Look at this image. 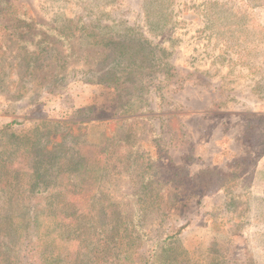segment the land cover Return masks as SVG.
I'll return each mask as SVG.
<instances>
[{
	"label": "rangeland",
	"instance_id": "obj_1",
	"mask_svg": "<svg viewBox=\"0 0 264 264\" xmlns=\"http://www.w3.org/2000/svg\"><path fill=\"white\" fill-rule=\"evenodd\" d=\"M55 69L116 86L50 114ZM223 95L264 111V0H0V264H264V115Z\"/></svg>",
	"mask_w": 264,
	"mask_h": 264
},
{
	"label": "trees",
	"instance_id": "obj_2",
	"mask_svg": "<svg viewBox=\"0 0 264 264\" xmlns=\"http://www.w3.org/2000/svg\"><path fill=\"white\" fill-rule=\"evenodd\" d=\"M130 30L132 28H129ZM90 35H93L92 32L88 33ZM122 53H126V52H122ZM27 72H29V68L27 70ZM30 73L32 74V72L30 71ZM112 72L111 71H107V73L105 74L104 78H101L99 81L97 80V82L94 83H99V84H104L106 86H108L109 88H113L115 89V84L112 83L111 80V75ZM52 78H53V82H50L49 85H45V87L47 88L46 93L50 95H54L56 92H59L62 89H67L69 86H71L72 84H75L76 82H92L89 79H85L84 78V74L79 73V71H74V72H67V73H59V71L57 69H55L52 73ZM35 84L31 85L34 86ZM31 99L33 96H30ZM34 101V100H32ZM15 122H13L14 124ZM3 128L0 127V131ZM43 211H37L34 214V223L37 224V220L43 215L42 214ZM92 212L91 211H86V210H79L78 208H76L75 206L73 207H69V208H65L62 211H55L52 215V217L54 216V218L57 220V222L59 224H61V227L65 228V233H67L66 235V241L65 242H72V241H79L77 240L79 237L78 235V230H79V226L82 224V219L89 217L90 214ZM36 227V225L34 226ZM21 227H15V236L16 239L19 240L21 237ZM118 233H120L118 231ZM134 239L133 242L124 244L123 241L121 240L117 245L118 246H122L129 249L128 252H133L135 251L134 247L136 246L137 243V239L139 238V234L135 233L134 234ZM38 238V235H37ZM118 238V237H117ZM59 237H55V239H51L52 242H58L57 240H59ZM50 240H47L46 242L43 243V246L41 248V251L39 253V258L45 262V263H49V264H57L58 261H60L62 259L63 256V252L60 251V245L59 244H55L52 243ZM49 246H53L51 249L49 248ZM137 251V250H136ZM69 252V251H67ZM139 254V253H137ZM138 256H136L131 262L130 264H140L141 259H137ZM77 259L73 260L72 259V264H76ZM114 264H127V259L126 257H118L117 259L114 260ZM146 264V263H144Z\"/></svg>",
	"mask_w": 264,
	"mask_h": 264
},
{
	"label": "crops",
	"instance_id": "obj_3",
	"mask_svg": "<svg viewBox=\"0 0 264 264\" xmlns=\"http://www.w3.org/2000/svg\"><path fill=\"white\" fill-rule=\"evenodd\" d=\"M108 88V86L99 83L76 82L67 89L56 92L54 95L49 96V94L46 93L45 99L48 104H45V109L50 114L57 113L58 115H66L68 110H72L73 108L92 104L98 106V104H100L98 101L100 95L97 94L98 89L106 90ZM223 96L225 97V95ZM28 98L29 97H25V103H30L32 101H29ZM229 98L230 97H225L221 99V115H264V111H244L241 108L245 102L240 100L236 103V101H231ZM111 102L112 101H110V103ZM28 115H30V113Z\"/></svg>",
	"mask_w": 264,
	"mask_h": 264
}]
</instances>
